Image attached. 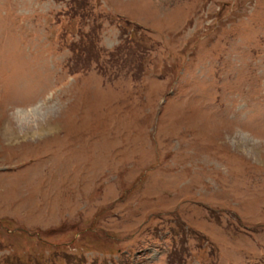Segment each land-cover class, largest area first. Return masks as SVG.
Returning a JSON list of instances; mask_svg holds the SVG:
<instances>
[{
  "label": "rangeland",
  "instance_id": "374dc122",
  "mask_svg": "<svg viewBox=\"0 0 264 264\" xmlns=\"http://www.w3.org/2000/svg\"><path fill=\"white\" fill-rule=\"evenodd\" d=\"M67 2L0 0V264H264V0Z\"/></svg>",
  "mask_w": 264,
  "mask_h": 264
},
{
  "label": "trees",
  "instance_id": "16d2710c",
  "mask_svg": "<svg viewBox=\"0 0 264 264\" xmlns=\"http://www.w3.org/2000/svg\"><path fill=\"white\" fill-rule=\"evenodd\" d=\"M72 1L71 4H69L68 7V15H70L72 18L80 17L81 16V8L84 9L87 6V3L85 0H70ZM184 258L181 255V251L179 250H173L171 255L169 256V262L168 264H182Z\"/></svg>",
  "mask_w": 264,
  "mask_h": 264
}]
</instances>
